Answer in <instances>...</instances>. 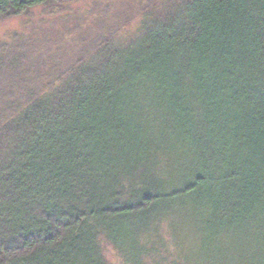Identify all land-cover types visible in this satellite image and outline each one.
<instances>
[{"label": "trees", "instance_id": "1", "mask_svg": "<svg viewBox=\"0 0 264 264\" xmlns=\"http://www.w3.org/2000/svg\"><path fill=\"white\" fill-rule=\"evenodd\" d=\"M167 1L137 40L0 87V264H107L104 241L120 264H264V0ZM151 101L170 179L143 178L166 142Z\"/></svg>", "mask_w": 264, "mask_h": 264}, {"label": "rangeland", "instance_id": "2", "mask_svg": "<svg viewBox=\"0 0 264 264\" xmlns=\"http://www.w3.org/2000/svg\"><path fill=\"white\" fill-rule=\"evenodd\" d=\"M184 1L166 3L172 6ZM162 3V0H53L25 15L0 19V87L7 89L10 85L9 90H17L21 81L18 72H26L27 83L37 77L36 72H63L75 61L89 59L102 48L110 30L120 43L137 40L145 26L164 12L158 10L164 8L160 6ZM151 104L152 120L156 119L155 125L160 122L166 142L158 151L154 166L146 167L143 178L148 181L155 171V178L170 179L172 173L184 168V157L171 146L174 136L167 132L172 123L165 107L154 101ZM135 138L128 135L122 140L123 155L128 152L125 151L128 144L142 147L144 135ZM125 184L128 192L142 188L139 176ZM103 246L107 264H120L118 250L105 241Z\"/></svg>", "mask_w": 264, "mask_h": 264}]
</instances>
